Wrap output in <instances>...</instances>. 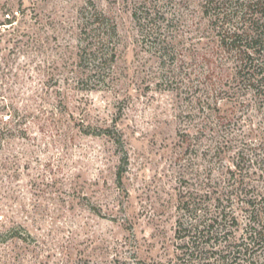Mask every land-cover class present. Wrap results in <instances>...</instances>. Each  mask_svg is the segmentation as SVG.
Returning a JSON list of instances; mask_svg holds the SVG:
<instances>
[{
    "label": "rangeland",
    "instance_id": "1",
    "mask_svg": "<svg viewBox=\"0 0 264 264\" xmlns=\"http://www.w3.org/2000/svg\"><path fill=\"white\" fill-rule=\"evenodd\" d=\"M249 1L0 0V264H172L186 200L244 225L264 98L219 25Z\"/></svg>",
    "mask_w": 264,
    "mask_h": 264
},
{
    "label": "trees",
    "instance_id": "2",
    "mask_svg": "<svg viewBox=\"0 0 264 264\" xmlns=\"http://www.w3.org/2000/svg\"><path fill=\"white\" fill-rule=\"evenodd\" d=\"M246 5L257 12L259 17L255 24L258 27L241 31L219 25L220 41L235 52L242 82L264 98V29H258L264 26V0H250ZM234 165L237 173L241 165L239 162ZM239 182L240 177L233 190L242 200L240 208L247 210L244 225L233 210L228 215L226 209L217 204V213L208 216L209 211L200 203L201 199L186 200L181 208L189 215L178 219L177 228L183 241L181 253L172 264H264V191L248 194ZM240 228L242 232L237 235Z\"/></svg>",
    "mask_w": 264,
    "mask_h": 264
}]
</instances>
